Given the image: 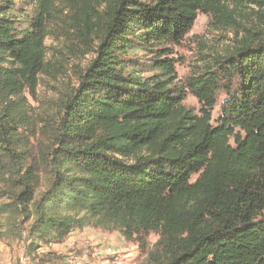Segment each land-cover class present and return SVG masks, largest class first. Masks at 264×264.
<instances>
[{"label":"trees","instance_id":"1","mask_svg":"<svg viewBox=\"0 0 264 264\" xmlns=\"http://www.w3.org/2000/svg\"><path fill=\"white\" fill-rule=\"evenodd\" d=\"M73 1L71 29L95 58L57 111L36 119L24 94L46 72L53 0L35 17L0 0V239L64 264L38 249L93 225L156 234L148 264H264V12L262 29L180 89L167 46L200 14L231 18L225 0Z\"/></svg>","mask_w":264,"mask_h":264},{"label":"rangeland","instance_id":"2","mask_svg":"<svg viewBox=\"0 0 264 264\" xmlns=\"http://www.w3.org/2000/svg\"><path fill=\"white\" fill-rule=\"evenodd\" d=\"M40 0H15L30 17L39 13ZM73 0H53L47 17V37L45 40L48 64L46 72L38 79L34 94L26 90L24 97L31 106L34 118L38 119L57 111V104L78 84L81 72L95 58V53L86 54V48L70 26V8ZM230 17L218 22L214 16L200 14L193 29L178 44H170L169 59L177 72V87L184 89L187 80L203 71L204 62L229 51L236 38L247 34L246 30L262 29L260 13L264 12V0H225ZM26 28V24H22ZM142 63L152 64V55L140 53ZM7 67H18L6 62ZM146 68H144L145 70ZM145 76H151L147 68ZM226 96L220 91L217 106L213 112L218 120ZM184 105L199 112L201 106L190 93ZM214 122V123H215ZM196 177H194L195 179ZM151 234L144 241L138 236L126 237L116 230L87 225L70 233L63 243L42 245L37 254L45 256L55 253L64 259V264H148L147 251L158 241ZM25 239H0V264H38L28 254Z\"/></svg>","mask_w":264,"mask_h":264}]
</instances>
